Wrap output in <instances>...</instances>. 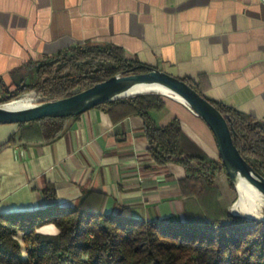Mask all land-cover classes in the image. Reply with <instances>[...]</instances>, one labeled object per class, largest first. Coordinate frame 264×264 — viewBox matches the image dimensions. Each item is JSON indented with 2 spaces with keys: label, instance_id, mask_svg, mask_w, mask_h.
Masks as SVG:
<instances>
[{
  "label": "crops",
  "instance_id": "0c3cea01",
  "mask_svg": "<svg viewBox=\"0 0 264 264\" xmlns=\"http://www.w3.org/2000/svg\"><path fill=\"white\" fill-rule=\"evenodd\" d=\"M78 46L120 48L140 66L190 80L212 103L264 124V0H0V96L31 83L39 63ZM173 101L152 111V119L165 126L177 118L180 150L185 136L215 160L209 128ZM143 130L139 116L116 122L95 108L68 118L50 142H22L17 125H0V214L74 207L95 191L106 196L105 214L127 208L136 220L184 221L196 210L181 196L185 170L156 166ZM48 187L53 199L43 193ZM215 187L217 198L203 196V203L228 210ZM36 232L58 229L47 224Z\"/></svg>",
  "mask_w": 264,
  "mask_h": 264
},
{
  "label": "trees",
  "instance_id": "16d2710c",
  "mask_svg": "<svg viewBox=\"0 0 264 264\" xmlns=\"http://www.w3.org/2000/svg\"><path fill=\"white\" fill-rule=\"evenodd\" d=\"M146 71L120 48L78 46L39 63L35 79L12 92H3L0 103L19 99L30 91L44 101H55L117 74ZM183 81L205 97L190 80ZM166 103L156 94L137 95L95 109L104 110L116 122L129 116L143 119L151 160L158 167L174 163L184 168L186 176L179 181V188L184 201H195V212L187 213L184 221L136 220L127 208L105 214L106 196L88 191L74 207H53L24 216L0 214V264H264V220L248 221L232 216L217 202L203 203V196L214 201L219 195L213 178L218 171L225 173L224 167L219 157L212 160L183 155L179 120L174 118L159 126L151 117L152 111L162 110ZM212 104L228 118L233 143L242 158L264 176V124L253 116ZM67 120L46 117L19 124V140L50 142L62 133ZM14 142L12 137L8 143ZM43 193L55 197L53 187ZM47 224H53L58 234L36 232ZM19 233L26 259L21 256Z\"/></svg>",
  "mask_w": 264,
  "mask_h": 264
},
{
  "label": "water",
  "instance_id": "95a60500",
  "mask_svg": "<svg viewBox=\"0 0 264 264\" xmlns=\"http://www.w3.org/2000/svg\"><path fill=\"white\" fill-rule=\"evenodd\" d=\"M146 70L132 75L117 74L69 97L55 101H33L30 106L21 109H7L4 106L8 103L0 104V125L26 124L46 117L70 118L101 104L137 95L164 96L153 90H136L141 85L160 86L180 96L185 101V106L209 128L217 146L218 157L235 190L236 181L242 180L264 196V176L257 173L240 155L233 143V132L228 125V118L183 80L156 68L146 67ZM237 200L228 208L229 214L248 221L264 220V217H248L233 212L231 207Z\"/></svg>",
  "mask_w": 264,
  "mask_h": 264
},
{
  "label": "bare ground",
  "instance_id": "6f19581e",
  "mask_svg": "<svg viewBox=\"0 0 264 264\" xmlns=\"http://www.w3.org/2000/svg\"><path fill=\"white\" fill-rule=\"evenodd\" d=\"M136 90H141V91L153 90L185 105V101L180 96L171 92L167 88H163L156 85H141L137 87ZM32 103H33V96L31 94H26L18 101L17 100L16 102L12 101L8 103L10 105L6 104V106L4 107L12 110L21 109L30 106ZM236 191L238 194V200H237L236 209L234 208L235 204L233 205V207H231V210L233 212L237 214H243L248 217H258V218L264 217V213H262L264 212V196H262L260 193H258L256 190L251 188L248 184H246L242 180L236 181Z\"/></svg>",
  "mask_w": 264,
  "mask_h": 264
},
{
  "label": "rangeland",
  "instance_id": "374dc122",
  "mask_svg": "<svg viewBox=\"0 0 264 264\" xmlns=\"http://www.w3.org/2000/svg\"><path fill=\"white\" fill-rule=\"evenodd\" d=\"M31 78H28L27 82L32 81L33 79H31ZM26 94H31L33 96V101H37V100H41L42 99L41 95L37 94L35 91L26 92V93L22 94L19 99H21L22 97H24ZM159 96H161L166 102H169V101H172L173 100L172 98H170L168 96H162V95H159ZM19 99H16V100L18 101ZM16 100L2 102L0 104L9 103V102H12V101H15L16 102ZM176 102H178V101H176ZM8 105H10V104H8ZM181 148L183 150L182 153H184L183 154L184 156L187 155L188 153H191V154L192 153H195V156L196 157H203V156H201V155L204 154L203 153V150L200 149L197 145H195L192 141H190L189 138H186L185 136L183 137V140L181 142ZM185 148H187L188 150L185 149ZM215 154H216V152H215ZM207 159H209V158H207ZM214 159L215 160H218L217 155H215V158ZM213 184H215V186H218L220 188V190L223 191V193L225 195V201H227V203L229 202V204L225 205V207H228V206L230 207L237 200V198H238L237 191L235 190V188H234L233 185L232 186L230 185V183L228 181V178H227L226 174L224 173V171H221V172L218 171V172L215 173V176L213 178ZM239 199H240V197H239ZM236 205H237V202L235 203V206H234L235 209H236ZM262 213H264V212H262Z\"/></svg>",
  "mask_w": 264,
  "mask_h": 264
}]
</instances>
